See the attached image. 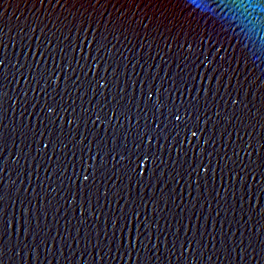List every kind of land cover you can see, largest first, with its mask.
I'll list each match as a JSON object with an SVG mask.
<instances>
[{
	"label": "water",
	"instance_id": "95a60500",
	"mask_svg": "<svg viewBox=\"0 0 264 264\" xmlns=\"http://www.w3.org/2000/svg\"><path fill=\"white\" fill-rule=\"evenodd\" d=\"M0 264H264V0H0Z\"/></svg>",
	"mask_w": 264,
	"mask_h": 264
},
{
	"label": "snow or ice",
	"instance_id": "6c2138e0",
	"mask_svg": "<svg viewBox=\"0 0 264 264\" xmlns=\"http://www.w3.org/2000/svg\"><path fill=\"white\" fill-rule=\"evenodd\" d=\"M175 118H176L177 121H179L181 119V117L179 115H177ZM193 135H195V134H193ZM149 139H151V137H149ZM87 179H88V177L85 176L84 180H87Z\"/></svg>",
	"mask_w": 264,
	"mask_h": 264
}]
</instances>
